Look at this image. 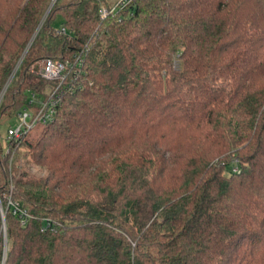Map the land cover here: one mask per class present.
Segmentation results:
<instances>
[{"label": "trees", "instance_id": "obj_1", "mask_svg": "<svg viewBox=\"0 0 264 264\" xmlns=\"http://www.w3.org/2000/svg\"><path fill=\"white\" fill-rule=\"evenodd\" d=\"M54 1L0 0V130L84 59L0 132V264H264V0Z\"/></svg>", "mask_w": 264, "mask_h": 264}, {"label": "built area", "instance_id": "obj_2", "mask_svg": "<svg viewBox=\"0 0 264 264\" xmlns=\"http://www.w3.org/2000/svg\"><path fill=\"white\" fill-rule=\"evenodd\" d=\"M124 1L126 0H121L119 4L124 3ZM101 8L102 17L104 18L109 12L104 4L101 5ZM60 32L66 33L65 28H61ZM76 65L77 67L73 71V68ZM83 65V56L78 57L75 64L69 60L65 62L51 59L43 60L42 64L36 69V73L44 80L54 82L56 87L45 99L39 100L36 98L35 93L31 94L28 102L29 105L18 112L16 116V119L18 120L17 125L8 129V139L22 141L28 132L33 130L37 125H43L51 122L56 114L57 105L63 91L62 89H73V81L77 80L81 75V68ZM69 79H71V82L68 83ZM67 85H69V87ZM5 198L7 199L9 205H13L11 196L7 195ZM18 209V205H16L15 211ZM23 214L26 215V212H23ZM5 234L6 230L4 228V235Z\"/></svg>", "mask_w": 264, "mask_h": 264}, {"label": "rangeland", "instance_id": "obj_3", "mask_svg": "<svg viewBox=\"0 0 264 264\" xmlns=\"http://www.w3.org/2000/svg\"><path fill=\"white\" fill-rule=\"evenodd\" d=\"M119 0H107V4L108 6H115V4L118 2ZM55 26L58 27V28H61L62 26V20L61 18H58L55 22ZM42 64V61L37 63L31 70L32 72L36 75V69ZM11 80H9L8 84L10 83ZM31 97V96H30ZM36 98H38L39 100H41V96H38V94H36ZM18 123V120L16 118L10 120L9 122H7L6 124H4L2 127H1V137H2V140L5 141L7 139V133H8V129L9 128H13L17 125ZM41 130V127L37 126L32 132L30 135L32 134H35L37 131H40ZM20 164H22V167L23 169L29 174V175H32V176H36V177H45L46 176V171L34 164H31V163H28L26 161V159H22L20 161ZM5 220V219H4ZM6 230V228H5ZM4 250L6 251V248H7V233L4 235Z\"/></svg>", "mask_w": 264, "mask_h": 264}, {"label": "water", "instance_id": "obj_4", "mask_svg": "<svg viewBox=\"0 0 264 264\" xmlns=\"http://www.w3.org/2000/svg\"><path fill=\"white\" fill-rule=\"evenodd\" d=\"M55 1H56V0H55ZM55 1H54V2H55ZM54 2H53V3H54ZM0 209L2 210L1 202H0ZM3 219H5V215H4V214H3ZM3 226H4V228H6V226H5V222H4V225H3Z\"/></svg>", "mask_w": 264, "mask_h": 264}]
</instances>
